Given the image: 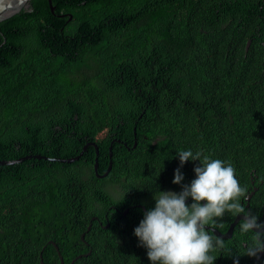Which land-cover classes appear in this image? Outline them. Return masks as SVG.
Wrapping results in <instances>:
<instances>
[{"label":"trees","instance_id":"16d2710c","mask_svg":"<svg viewBox=\"0 0 264 264\" xmlns=\"http://www.w3.org/2000/svg\"><path fill=\"white\" fill-rule=\"evenodd\" d=\"M51 2L0 22V161L47 158L0 166V264H152L134 229L158 191L196 178L184 150L231 164L245 197L256 188L240 202L262 224L264 0ZM88 142L99 174L112 163L103 179L93 147L57 161ZM237 226L213 264H257L243 254L253 233Z\"/></svg>","mask_w":264,"mask_h":264},{"label":"clouds","instance_id":"9594fccd","mask_svg":"<svg viewBox=\"0 0 264 264\" xmlns=\"http://www.w3.org/2000/svg\"><path fill=\"white\" fill-rule=\"evenodd\" d=\"M177 155L181 166L186 161H199V166L193 169L196 178L190 185L183 186L179 194L158 191V195H154V208L144 214V218L134 229L140 245L147 249L148 259L152 264H213L217 256L209 253L224 250L230 254V248L225 249L220 237L215 236L214 239L209 227L214 231L219 226L217 218H222L228 212L235 218L244 216L234 227L241 222L237 226L241 234L253 233L251 246L242 244L246 247L243 254L260 264L264 257V231L253 230H264L263 220L262 224L257 223L258 215L245 211L246 205L244 207L240 201L245 197L246 189L240 186L231 164L219 159L212 160L208 156L202 157L199 151L193 154L191 150H184ZM183 178L178 168L174 172L172 183L180 184ZM253 191L255 193L256 188L251 192ZM186 199H192L193 203L186 205L189 202H185ZM139 208L143 210L144 207ZM234 264H238V261L234 260Z\"/></svg>","mask_w":264,"mask_h":264},{"label":"water","instance_id":"95a60500","mask_svg":"<svg viewBox=\"0 0 264 264\" xmlns=\"http://www.w3.org/2000/svg\"><path fill=\"white\" fill-rule=\"evenodd\" d=\"M5 1H7V0H0V5L3 4ZM30 1H31V0H27V4H26L25 6H19V7H15V8H13V9H10V11H9L5 16H3V17L0 18V22H2V21H4V20H6V19H8V18H10V17H12V16L18 14L21 10H28L29 2H30ZM48 4H49V7H50V10L53 12L55 8L52 6V2H51V0H48ZM249 45H250V41H248L247 44H246V48H245L246 51L248 50ZM114 142L119 143V141H117V140H113V142L110 144V146H109V157H111L112 144H113ZM135 146H136V141L134 142V144H133L132 147L135 148ZM88 147H93V148L95 149V155H96V158H95V163H94V167H93V171H94L95 177H96L97 179H103V178L107 177V175L109 174V172H110V170H111L112 163H111V161H109L108 167H107L106 171H105L103 174H99V173H98V161H97V158H98V148H97V146H96L94 143H92V142H88V143H86V144L82 147V151H81L76 157L69 158V159H59V160H57V161L60 162V163H67V164H71V163L77 162V161L81 158V156L83 155V153L87 151V148H88ZM29 159H38V160L44 159V160H47L46 157H42V156H39V155H35V156H26V157H22V158H19V159L13 160V161H0V166L14 165V164H17V163H22L23 161H26V160H29ZM55 160H56V159H53V160H51V161H55ZM253 194H254V191L251 192V193L246 197V202H247L246 207H248V202H249V200L251 199V197L253 196ZM188 201H189V199H186L185 202H188ZM203 204H204V203H203ZM142 209L144 210V208H142ZM127 213H128V210H126L125 212H123V215L125 216ZM243 218H244L243 215H239V216H237V217L235 218L234 222H232V224L229 226V228L227 229V231H226L225 233H221V232H219V231L216 230V229L213 231L211 227H209V230L212 231V234H213L214 236H216V237H220L222 240L230 239L231 236H232V233H233V228H234V226L236 225V223H237L238 221L242 220ZM262 220H263V224H264V205H263V207H262ZM105 228H106V227H105ZM89 229H90V226H88L87 231H88ZM263 229H264V228H263ZM253 231H254V232H255V231H261V232H262V231H264V230H257V229H254ZM83 238H84V234L81 235V239H82V240H83ZM49 243L53 244L54 247L56 248V250L58 251L57 247L55 246V244H54L53 242H49ZM59 258H60V264H64L62 257H59ZM79 258H81V255H79L77 258H75L74 260H72V261L70 262V264H73V263H74L77 259H79ZM41 264H43L42 261H41Z\"/></svg>","mask_w":264,"mask_h":264},{"label":"flooded vegetation","instance_id":"af4514ba","mask_svg":"<svg viewBox=\"0 0 264 264\" xmlns=\"http://www.w3.org/2000/svg\"><path fill=\"white\" fill-rule=\"evenodd\" d=\"M106 190L112 195L113 200L115 202L120 198V194H119L120 193V189L118 188V186H116V185H108V186H106ZM166 192H168V191H166ZM139 206H142V205L132 204L130 207H132V209H134V208H139ZM107 211L110 212L111 214L113 212H118V207L116 205H110V206L107 207ZM104 215H105L104 218H106L107 214H104ZM91 220H97V218L96 217H92ZM99 225L100 226L102 225L100 221H99ZM105 227L107 228L108 224ZM105 227H103V228L106 229ZM234 229H235V227H234ZM238 230H240V229H238Z\"/></svg>","mask_w":264,"mask_h":264},{"label":"bare ground","instance_id":"6f19581e","mask_svg":"<svg viewBox=\"0 0 264 264\" xmlns=\"http://www.w3.org/2000/svg\"><path fill=\"white\" fill-rule=\"evenodd\" d=\"M5 2L8 3H6L4 6L2 4L0 5V18L5 16L10 11V9L19 6H25L27 4V0H7Z\"/></svg>","mask_w":264,"mask_h":264},{"label":"rangeland","instance_id":"374dc122","mask_svg":"<svg viewBox=\"0 0 264 264\" xmlns=\"http://www.w3.org/2000/svg\"><path fill=\"white\" fill-rule=\"evenodd\" d=\"M6 3H8V2H4L2 5L4 6ZM10 4V3H9Z\"/></svg>","mask_w":264,"mask_h":264}]
</instances>
